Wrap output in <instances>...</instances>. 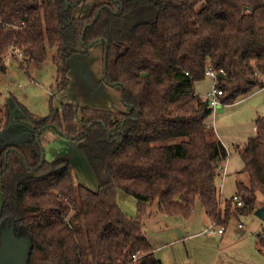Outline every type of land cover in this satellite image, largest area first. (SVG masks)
Masks as SVG:
<instances>
[{"label": "trees", "instance_id": "16d2710c", "mask_svg": "<svg viewBox=\"0 0 264 264\" xmlns=\"http://www.w3.org/2000/svg\"><path fill=\"white\" fill-rule=\"evenodd\" d=\"M89 1L0 0V75L11 47L21 68L54 48L64 89L70 54L102 41L104 79L121 86L128 107L67 102L45 117L24 108L34 133L53 127L81 141L97 188L75 181L69 156L41 159L34 136L24 146L0 142V231L12 221L30 237L27 264H162L144 229L154 202L183 219L199 203L222 228L264 202V116L239 151L248 180H237L234 194L242 204L229 199L222 208L218 178L228 152L208 139L213 108L194 90L209 67L221 104L264 87V0H94L88 13L74 14ZM9 115L0 106V129ZM118 192L136 200L135 216ZM257 241L264 253V236Z\"/></svg>", "mask_w": 264, "mask_h": 264}, {"label": "rangeland", "instance_id": "374dc122", "mask_svg": "<svg viewBox=\"0 0 264 264\" xmlns=\"http://www.w3.org/2000/svg\"><path fill=\"white\" fill-rule=\"evenodd\" d=\"M93 3L94 0H91L80 8H74V14L88 13ZM54 50L48 48L45 60L32 62L27 68H12L15 59L5 58L8 69L0 75V106L7 105L10 115L8 124L0 129V142L24 146L33 136L37 141V133H34L36 124L25 113L24 108L40 117L48 115L50 106L59 109L67 102L110 110H128L121 100V86L108 84L104 79L102 41H96L86 49L78 48L77 52L70 54L67 59L68 85L64 89L57 87V72L52 61ZM213 86V79L206 75L195 81L194 90L200 97L205 98ZM258 116H264V87L239 97L232 103H219L213 107V113L206 121L208 139H219L228 152L218 178L222 208V200H229L235 193V182L248 180L246 173L241 172L244 164L239 151L247 139L253 136L254 122ZM179 140L180 138H174L168 142ZM38 143L46 160L61 155L69 156L75 181L91 190L97 188L96 178L82 152L81 141L66 137L60 130L48 127L39 133ZM1 200L0 192V202ZM117 200L128 216H135L136 200L133 197L118 192ZM261 201L262 196L258 194V203ZM202 213L203 208L197 203L189 220H184L177 215L159 213L157 203L154 202L149 208L145 225L148 232L156 235L164 231L162 236H166L167 240L169 236L176 234L174 230L188 235L184 242H178L186 246L187 253L185 254L183 248V258L178 259L176 256V264H264V253L258 250L257 241V235L264 230V221L255 215L254 210L232 216L223 227L224 233L216 235L208 232L195 234L209 227L215 231L220 227L213 225ZM15 230L19 236L25 235ZM28 243L29 237L25 236L16 257V264H25ZM174 246L175 244L168 245L167 253L172 258ZM163 255V251L155 252L158 258Z\"/></svg>", "mask_w": 264, "mask_h": 264}, {"label": "crops", "instance_id": "0c3cea01", "mask_svg": "<svg viewBox=\"0 0 264 264\" xmlns=\"http://www.w3.org/2000/svg\"><path fill=\"white\" fill-rule=\"evenodd\" d=\"M16 61V60H15ZM12 68H17V67H20L18 61L14 62L11 66ZM256 91V90H255ZM253 131H255V129H253ZM223 169V167L221 168V170ZM242 170V169H241ZM220 191V190H219ZM220 197H221V194H220ZM222 198V197H221ZM2 202V200H1ZM1 202H0V207H1ZM222 202H224V200H222ZM194 212V211H193ZM203 216H205V218H207L208 220H210L208 218V216L205 214V211L203 209ZM190 218V217H189ZM188 219H184V220H189ZM211 221V220H210ZM187 222V221H186ZM212 222V221H211ZM213 224V223H212ZM10 225V224H9ZM214 225V224H213ZM12 226V225H11ZM186 226V225H185ZM144 229H145V232H146V235H147V238L149 240V243L154 251V254L156 251H163L164 252V255L163 256H159V259L161 260L162 264L164 263H168V264H176V261H177V257L178 259H181L183 258V248L185 250V254L187 253L186 251V246L185 245H181V244H178V242L182 241L184 242L183 240L185 238L188 237V235H185L183 232L179 231V230H174V232H176L175 235L173 236H169L168 240L166 239V236H162L164 234V231L163 232H159L157 233L158 235H156V233H151V232H148L147 231V228H146V225H144ZM209 229V228H208ZM12 230L13 232L18 235L16 233V230L13 228L12 226ZM167 232V231H166ZM200 232H202L203 234H206L205 232H207V229H203L201 231H199L198 233H195V234H199ZM209 233V232H208ZM218 232H214V233H209L211 235H216ZM224 233V230L223 232L221 233H218V234H223ZM168 236V235H167ZM171 244H175L174 246V251H173V258L170 257L168 255V245H171ZM182 254V255H181ZM177 256V257H176ZM158 258V257H157ZM171 260L173 261V263H171ZM168 261V262H166Z\"/></svg>", "mask_w": 264, "mask_h": 264}, {"label": "water", "instance_id": "95a60500", "mask_svg": "<svg viewBox=\"0 0 264 264\" xmlns=\"http://www.w3.org/2000/svg\"><path fill=\"white\" fill-rule=\"evenodd\" d=\"M106 63V59H105ZM44 127H42L43 129ZM89 128H87L88 130ZM41 130V129H40ZM85 131V133L87 132ZM64 134V133H63ZM68 137L66 134H64ZM38 142V134L36 136ZM44 158V155L41 153V159ZM254 213L262 221H264V202L255 208ZM10 224V225H9ZM12 224L10 221H7V224L2 227L0 231V264H16V257L19 254V249L21 248L22 241L25 239V236L28 235H16L12 230ZM17 233V232H16ZM29 237V236H28ZM31 245L30 237L29 243L27 245L28 251ZM28 252L25 259V264H27Z\"/></svg>", "mask_w": 264, "mask_h": 264}, {"label": "built area", "instance_id": "2783aa9c", "mask_svg": "<svg viewBox=\"0 0 264 264\" xmlns=\"http://www.w3.org/2000/svg\"><path fill=\"white\" fill-rule=\"evenodd\" d=\"M14 56L16 57H21V52L18 50L17 47H11L6 55V59L8 57H12L14 59ZM222 71V70H221ZM205 75L211 77L213 79V81L215 82L216 80V72L211 69L210 67L206 69L205 71ZM222 92L220 89H218L217 87L213 86V89L211 92L207 93L206 98L209 100V105L213 108L215 106H217L220 102L218 100V95H220ZM233 202H236V205L240 206L241 200H239V198L233 194L230 198ZM207 232L209 233H214V232H218L221 233L223 232V228L219 227L216 231L214 229H212L211 227H209V229H207ZM262 236H264V230L261 233Z\"/></svg>", "mask_w": 264, "mask_h": 264}, {"label": "flooded vegetation", "instance_id": "af4514ba", "mask_svg": "<svg viewBox=\"0 0 264 264\" xmlns=\"http://www.w3.org/2000/svg\"><path fill=\"white\" fill-rule=\"evenodd\" d=\"M10 223L12 224L13 228L15 229V227H14L12 221H10ZM6 224H7V222L4 224V226H5ZM4 226H3V227H4Z\"/></svg>", "mask_w": 264, "mask_h": 264}]
</instances>
